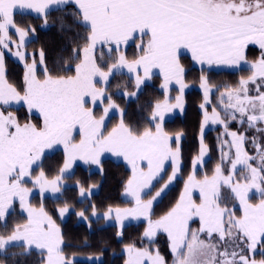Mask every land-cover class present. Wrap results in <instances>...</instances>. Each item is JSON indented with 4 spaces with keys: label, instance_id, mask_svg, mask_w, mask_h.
Listing matches in <instances>:
<instances>
[{
    "label": "snow or ice",
    "instance_id": "6c2138e0",
    "mask_svg": "<svg viewBox=\"0 0 264 264\" xmlns=\"http://www.w3.org/2000/svg\"><path fill=\"white\" fill-rule=\"evenodd\" d=\"M68 4L75 5L68 15L83 25L86 35L81 37L82 44L72 49L69 59L78 61L74 68L65 62L63 71L74 74L54 75L43 49L38 59L36 52L24 50L26 37L35 29L18 24L14 13L30 10L44 17L46 24L50 6ZM137 39L136 54L129 59L121 45ZM98 44L108 47L109 61L96 58ZM249 44L261 50L258 59L247 60ZM6 50L24 66L21 87L6 77ZM181 50L189 52L202 69L204 65L238 69L244 63L250 75L242 76L234 85L213 84L206 75H200L203 98L199 104L198 153L191 160L192 171L178 199L154 219V201L182 171L183 133L166 132L162 125L167 113L184 107L188 85ZM123 69L135 75L137 88L150 78L153 69H159L164 100L152 106L149 122L154 127L133 129L124 122L120 109V122L105 134L106 117L118 109L111 96L106 97V85L111 75ZM173 83L178 85L174 102L169 95ZM105 98L107 105L97 116L95 105ZM14 102H22L29 113L37 110L42 124L21 125L8 111ZM209 123L223 129L217 138L220 156L211 174L205 172L198 178L209 151L203 137ZM232 124L238 128L233 130ZM74 133H78V141ZM249 144L252 152L247 150ZM61 145L62 165L49 178L42 156L46 149ZM106 152L122 157L130 166L124 195L132 206H109L103 218L114 219L117 228L129 218L145 222L142 246L126 245L124 264H168L159 249L152 247L161 233L169 241L171 264H264V0H0V223H7V214L17 199L27 214L23 223L14 224L10 234H0V252L16 242L24 247V255L33 246L46 251L41 264H74L63 253L62 234L53 217L43 205L37 209L28 201L32 189L25 186V180L38 186L41 194L60 193L74 162L95 165L102 172L101 157ZM169 161L170 173L165 167ZM34 166L40 168L35 176ZM157 184L160 187L152 194ZM75 186L84 197L97 185L86 188L77 180ZM194 190L199 191L198 201L193 198ZM253 191L259 198L255 203L250 196ZM91 209L96 216L94 204ZM69 210L68 203L57 209L60 216ZM75 215L89 219L86 209ZM197 221L198 226L193 227ZM116 234L121 236L122 232ZM258 248L262 255L259 260L254 255Z\"/></svg>",
    "mask_w": 264,
    "mask_h": 264
},
{
    "label": "trees",
    "instance_id": "16d2710c",
    "mask_svg": "<svg viewBox=\"0 0 264 264\" xmlns=\"http://www.w3.org/2000/svg\"><path fill=\"white\" fill-rule=\"evenodd\" d=\"M74 9L75 6L67 5L49 10L46 24L45 18L41 16L14 14L16 22L30 25L35 29L26 37L24 50L32 51V53L36 52L38 55L40 49H43L48 67L54 75L73 74L72 72L63 71L67 67L65 62L70 63L73 68L75 63L78 62L69 58L72 56V49L82 44L81 37L86 35V29L82 24L75 23L72 16L68 15ZM259 53V48L255 46L249 45L245 49L248 61L258 59ZM128 54L129 59H132L136 54L135 47H132V51ZM95 56L98 60L102 58L103 61H109V53L106 54L103 47L96 49ZM4 58L8 81L17 87H21L24 74L23 64L6 56ZM180 61L186 69L184 79L188 85L183 94L184 107L180 114L164 120L162 125L166 132L174 134L180 131L183 133L181 139L182 171L179 178L173 181V184L161 198L153 204L154 219L165 212L178 199L180 192L183 190L184 181L192 171L191 160L198 153L199 135H201L200 123L202 120V110L199 108V104L203 98V92L199 86L200 75H206L211 83L210 77L212 75L218 78L223 77L225 78L223 83L227 82L226 84L234 85L242 76L245 77L248 72L246 68H240L237 71L218 70L212 72L207 70L205 66H203V69L202 66H193L186 55H181ZM29 62H31V57ZM162 83L163 81L158 76H153L137 88L128 75L114 73L106 85V97L111 96L113 102L123 110V120L127 125H130L133 129L143 130L145 127L153 126L149 122V117L152 106L164 98V91L161 88ZM169 91L172 95L178 94V85H173ZM131 93H135V95H130ZM103 102L106 103L107 99L105 98ZM94 110L96 113L101 112L99 106H95ZM10 111L18 117L21 124L26 122L39 124V118L33 114H28L23 106L10 108ZM116 118L117 116L113 120ZM231 127L236 130L238 125L232 124ZM222 130L220 126L216 125L207 128L203 132L204 143L208 146V153L213 157H215L213 155L215 154L214 146ZM251 134V132L248 133L249 136ZM173 145L175 146V143ZM248 151L252 152V148ZM209 160L213 159L210 158ZM62 161L63 150L61 149H55L42 156V167L48 172L49 178L57 173ZM102 167L103 171L101 172L99 168L94 169L93 165L75 164L72 172L67 175L68 178L64 182L65 186L57 198L44 196L39 199L37 195H32L29 198L31 206L41 207L43 205L45 211L53 217L62 234L61 248L63 253L69 259H73L74 264H124L126 257L121 253L122 247L131 243L142 246L140 236L145 227L144 221L124 225L121 228L122 235L117 236L118 228L115 224L101 225L103 223L102 218L92 220L89 217L92 213L91 205L93 204L96 206L97 213H104L109 206L112 208L132 206L130 200L123 197L124 185L131 175V170L122 161L111 158H103ZM39 171L40 168L34 166L33 176L38 174ZM77 180L81 181L86 188L92 184L97 185L94 188L95 191L91 192L88 197L80 199L78 188L75 186ZM25 184L29 187L32 186L28 178H26ZM155 189L156 187L152 191ZM251 199L252 202H255L259 198L251 197ZM64 203H68L72 210L67 213L64 219H61L57 209L62 207ZM83 209H86V215L89 217L85 222L79 221V218L75 215L77 211ZM24 218L14 207L12 212L7 214V223H0V234H6L14 224L23 221ZM152 247L154 250L158 248L161 255L168 260V264H171L172 257L166 234L161 233L158 235ZM13 253H17V255L13 256ZM23 253L22 246H11L0 252V264H41L42 258L39 253L33 250L27 255ZM254 255L257 260L261 259V249L258 248ZM86 257L98 258V260L89 261L85 259Z\"/></svg>",
    "mask_w": 264,
    "mask_h": 264
},
{
    "label": "rangeland",
    "instance_id": "374dc122",
    "mask_svg": "<svg viewBox=\"0 0 264 264\" xmlns=\"http://www.w3.org/2000/svg\"><path fill=\"white\" fill-rule=\"evenodd\" d=\"M27 15H30V14H27ZM32 16H36V15H32ZM18 23V22H17ZM19 24V23H18ZM20 25H23V24H20ZM13 39H16L17 40V42H18V37H16L15 35H13ZM145 40H147V37H145L144 38ZM138 42V39H137V41H129L128 42V44L127 45H121V48L123 49V50H126V54H127V56L129 57V54H128V52H130V51H132V47H135V49H136V43ZM249 45H251V46H255V47H258L257 45H255V44H249ZM106 47V46H105ZM103 47V49H104V51L106 52V54H108L109 53V49H106V48H108V47ZM114 47V46H113ZM259 48V47H258ZM16 49L15 48H13L12 49V51H15ZM260 50V49H259ZM27 51V50H26ZM182 51V53H184L185 55H188V52L186 51V50H181ZM28 53H32V51H27ZM260 52H261V50H260ZM113 55H115V53L113 54ZM8 57V58H10V59H12V60H14V61H16V62H18V63H20V64H22L19 60H18V58H16V57H14L13 55H11V53L10 52H8L7 50L5 51V53H4V57ZM180 56H181V53H180ZM259 56H260V53H259ZM37 59L39 58L38 57V55H37V57H36ZM193 66H195V65H193ZM198 67H201V66H198ZM205 67H206V69L207 70H211L212 72H216V71H218V70H226V71H237L238 69H240V68H246V69H248V72H247V75H245V77H247L248 75H250V71H249V66L247 65V64H244V63H242L241 65H240V67L238 68V69H236V68H229V67H224V66H218L219 68H217V67H214V66H206L205 65ZM117 73H124L123 71H121V72H117ZM124 74H126V73H124ZM207 74V73H206ZM129 76V75H128ZM153 76H156V75H153ZM153 76H151V77H153ZM111 77V76H110ZM150 77V78H151ZM131 78V77H130ZM211 81H212V83H215V84H219V83H223V82H225V78H223V77H216V76H212L211 75ZM132 79V78H131ZM133 80V82L135 83V80L134 79H132ZM148 81V80H147ZM227 83V82H226ZM173 85H175L174 83L173 84H171L170 86H169V89H171V87L173 86ZM98 87L100 86V85H97ZM187 88V87H186ZM185 88V89H186ZM163 90V89H162ZM164 91V90H163ZM169 95L173 98V102H174V98H175V96L177 95V94H174V95H172L171 93H170V91H169ZM164 100V98L162 99V100H160L161 102ZM213 100H215V97H213ZM107 105V102L106 103H100L99 101L97 102V104L95 105V106H99L100 107V111L101 112H97L96 113V115L97 116H99V115H101L102 114V109H103V107L104 106H106ZM19 106H23L24 107V109L26 110V112L28 113V114H33V115H35V116H37L38 118H39V124H41V122H42V119H41V117H40V114H39V112L37 111V110H32L31 111V113H29V111L27 110V108H26V106L25 105H23V103L21 102V103H13L12 104V106L10 107V108H17V107H19ZM89 107H93V105L91 104V103H89V105H88ZM10 108H8V111H10ZM120 110V108L118 107V109H113V110H111L110 112H109V114H108V116L106 117V119H105V128H104V131H105V134H107V132L108 131H110L113 127H115L119 122H120V119H121V112L119 111ZM181 110L182 109H180V108H176V109H173L171 112H169V113H167L166 115H165V117H164V120H166V119H169V118H171L172 116H174V115H176V114H180V112H181ZM98 111V110H97ZM117 116V118L115 119V120H113L114 119V117H116ZM150 118V117H149ZM163 120V121H164ZM163 123V122H162ZM21 125H23V124H21ZM214 126H216V125H212V124H208V125H206L205 126V129H204V131L207 129V128H212V127H214ZM219 126V125H218ZM152 127H154V126H152ZM221 127V126H220ZM222 128V127H221ZM74 135H75V138H76V140L78 141L79 140V135H78V133H74ZM252 135V134H251ZM250 135V136H251ZM199 137H200V135H199ZM173 143H175L174 142V140H173V142H172V144ZM173 147H175L174 145H173ZM214 148H215V154H213L215 157H213V156H211L209 153H207L206 154V156H205V162H206V165L204 166V167H202V168H200L199 170H198V173H197V176H198V178H202L203 177V175H204V173L205 172H207L209 175L211 174V170L214 168V166H215V164L218 162V159H219V156H220V152H219V149H218V143H215V146H214ZM250 148H252L251 147V145L249 144L248 146H247V150L248 149H250ZM55 149H61V150H63V146L61 145V146H57V147H55V148H53V149H50L49 151H45L44 152V154L43 155H45V154H47V153H50L51 151H53V150H55ZM103 158H111V159H115V160H120V161H122L124 164H125V166L126 167H128L129 169H130V166L127 164V162L126 161H124L123 160V158L122 157H117V156H114V155H112L111 153H104L103 155H102V157H101V159H103ZM213 159V160H209V159ZM75 164H81V165H85L82 161H76V162H74V164H73V166L75 165ZM165 167L167 168V170H168V172L170 173L171 172V164H170V161L169 162H166V165H165ZM93 168L94 169H96L97 168V166H95V165H93ZM72 170L73 169H70L69 170V173L67 174V175H69L71 172H72ZM131 170V169H130ZM177 178H179V175L177 176ZM176 178V179H177ZM173 184V183H172ZM171 184V185H172ZM32 185V184H31ZM171 185H169V187L171 186ZM25 186H26V184H25ZM64 186H65V183H64ZM26 187H29V186H26ZM160 187V185L159 184H157V186H156V189L154 190V191H152V194H154L155 193V191L156 190H158V188ZM168 187V188H169ZM183 187H184V184H183ZM29 188H31L32 189V191L29 193V195H28V201H29V198L32 196V195H37L38 196V198L40 199V198H42V197H44V196H49V197H51V198H57L59 195H60V193H57V194H53V193H51L50 191L49 192H45V193H43V194H41V192H40V190H39V187L37 186V187H33V185L31 186V187H29ZM167 188V189H168ZM166 189V190H167ZM166 190H165V192H166ZM93 191H95V189H93L92 190V192ZM164 192V193H165ZM163 193V194H164ZM162 194V195H163ZM161 195V196H162ZM89 196V194H86L84 197H88ZM161 196L160 197H158L157 198V200L156 201H154V203H156L160 198H161ZM225 196H227V191L225 190ZM250 196L253 198V197H258L256 194H255V192L253 191L252 193H250ZM123 197L125 198V199H127V200H130V198H128V197H126L125 195H124V192H123ZM79 198L80 199H82L83 197H80L79 196ZM145 198H148V197H145ZM193 198L195 199V200H199V191L198 190H194L193 191ZM252 200V199H251ZM255 202H258V199L257 200H255ZM254 202V203H255ZM153 203V204H154ZM15 207V209H16V211L18 210V213L19 214H21V215H23L25 218H26V213H24V212H22V210H21V208H20V205H19V201H17L16 202V204H14V206H13V208ZM34 207V206H33ZM35 208H40V207H35ZM127 208V207H126ZM236 208H237V210H238V208H239V205L237 204L236 205ZM72 209L70 208V210L69 211H71ZM68 213V212H67ZM67 213H65L64 214V216H60V214H59V217L61 218V219H64L65 217H66V215H67ZM237 214H239V212L237 211ZM89 217L92 219V220H96V219H98V218H102L103 219V223L101 224V225H112V224H115V220L114 219H109V220H105L104 218H103V213H97V215L96 216H92V214H90L89 215ZM25 218H24V220H25ZM24 220L22 221H20L19 223H23L24 222ZM79 221H82V222H85L86 220L85 219H83V218H79ZM139 221H143V219H138V220H134V219H131V218H129V219H126V220H124V222H123V226L124 225H126V224H130V223H136V222H139ZM15 223V222H14ZM13 223V224H14ZM116 225V224H115ZM193 227H197L198 226V221H197V223L196 224H193L192 225ZM7 234H10V231H8L5 235H7ZM21 246V244L20 243H16V242H13L12 244H10L8 247H7V249L9 248V247H11V246ZM23 249H24V247H23ZM31 250H33L34 252H36V253H39V256L41 257V258H46V256H47V253H46V251L45 252H41L40 250H37L34 246L32 247V249ZM24 251H25V249H24ZM121 253H123L124 255H125V257L127 258V254H126V252H125V246L124 247H122V249H121ZM171 255V254H170ZM172 257V256H171ZM86 260H89V261H97L98 260V258H90V257H86L85 258ZM172 259V258H171ZM172 261V260H171Z\"/></svg>",
    "mask_w": 264,
    "mask_h": 264
},
{
    "label": "crops",
    "instance_id": "0c3cea01",
    "mask_svg": "<svg viewBox=\"0 0 264 264\" xmlns=\"http://www.w3.org/2000/svg\"><path fill=\"white\" fill-rule=\"evenodd\" d=\"M68 5H73V6H75L74 4H68ZM58 7H62V6H56V5H53V6H50L49 7V9H47V12L49 11V10H51V9H54V8H58ZM17 13H19V14H30V15H36V16H39L37 13H35V12H31L30 10H16L15 11V13L14 14H17ZM102 47H105V46H101V45H97V47H96V49H98V48H102ZM96 51V50H95ZM181 53V55H185L184 53H182V51L180 52ZM189 59H190V61H191V64L192 65H195V66H201V65H199V64H197V63H195L194 61H192V59H191V54L188 52V55H186ZM205 66V65H204ZM206 66H208V65H206ZM214 67H217V68H219L218 66H215V65H213ZM124 73H126V75H129V77H131L132 79H134L135 80V75L134 74H130V73H128V71H127V69H123L122 70ZM74 74V73H73ZM142 74V73H141ZM153 75H156V76H158L161 80H162V77L160 76V73H159V69H153L152 70V73H151V76H153ZM150 76V77H151ZM150 79V78H149ZM149 79H147V80H149ZM147 80H145V81H147ZM144 81V82H145ZM163 81V80H162ZM27 108V107H26ZM28 110V109H27ZM41 124H42V122H41ZM209 129V128H208ZM207 130V129H206ZM205 130V131H206ZM204 131V132H205ZM50 149H46L45 151L47 152V151H49ZM17 201H19L18 199L15 201V203L14 204H16V202ZM14 206V205H13ZM12 210H13V207L9 210V212H8V214L10 213V212H12Z\"/></svg>",
    "mask_w": 264,
    "mask_h": 264
},
{
    "label": "water",
    "instance_id": "95a60500",
    "mask_svg": "<svg viewBox=\"0 0 264 264\" xmlns=\"http://www.w3.org/2000/svg\"><path fill=\"white\" fill-rule=\"evenodd\" d=\"M118 231H121L120 229H118Z\"/></svg>",
    "mask_w": 264,
    "mask_h": 264
}]
</instances>
